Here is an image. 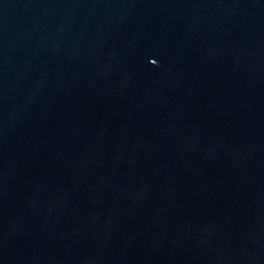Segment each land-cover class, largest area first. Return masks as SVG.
Instances as JSON below:
<instances>
[{"label": "water", "instance_id": "1", "mask_svg": "<svg viewBox=\"0 0 264 264\" xmlns=\"http://www.w3.org/2000/svg\"><path fill=\"white\" fill-rule=\"evenodd\" d=\"M0 264H264V0H0Z\"/></svg>", "mask_w": 264, "mask_h": 264}]
</instances>
